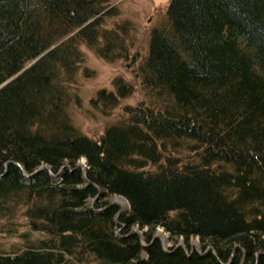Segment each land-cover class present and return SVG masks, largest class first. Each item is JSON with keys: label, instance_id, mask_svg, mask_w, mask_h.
Masks as SVG:
<instances>
[{"label": "trees", "instance_id": "16d2710c", "mask_svg": "<svg viewBox=\"0 0 264 264\" xmlns=\"http://www.w3.org/2000/svg\"><path fill=\"white\" fill-rule=\"evenodd\" d=\"M111 1L0 0L1 230L29 228L0 264H264V0H170L137 87L91 103L141 100L90 138L70 113L80 48L130 49Z\"/></svg>", "mask_w": 264, "mask_h": 264}, {"label": "rangeland", "instance_id": "374dc122", "mask_svg": "<svg viewBox=\"0 0 264 264\" xmlns=\"http://www.w3.org/2000/svg\"><path fill=\"white\" fill-rule=\"evenodd\" d=\"M170 0H112L111 6H115L116 13L105 20L107 27L115 26L117 23H125L127 26V37L124 39V45L130 43V49L127 58H118L115 61H106L98 57L91 49L81 46L84 60L77 71L75 81V92L79 98L78 103L71 105L70 113L75 126L86 136L98 138L104 131L107 124L115 122L125 114V107L135 106L142 98L138 88L119 100L117 106L102 113L97 107H94L91 100L95 98L99 90L115 91L113 80L116 77L134 84L135 76L133 75L136 67V59L146 52V46L151 29L163 20ZM117 50V49H115ZM134 86V87H135ZM137 87V86H136ZM82 169L86 166L84 159L77 162ZM110 203L118 206L121 213L128 210L126 200L119 196H112L108 199ZM91 205L92 201L89 200ZM0 222V248L10 250L19 247L23 243L22 233H26L29 228L25 217L17 216L16 224L13 225L14 233L11 235L1 230ZM134 231L137 228L134 227ZM142 234V232H140ZM34 238L36 234H31ZM155 236L160 239L164 246L168 245V236L161 229L157 228ZM178 245H184L181 241ZM194 250H199L200 243L196 238L189 241Z\"/></svg>", "mask_w": 264, "mask_h": 264}]
</instances>
